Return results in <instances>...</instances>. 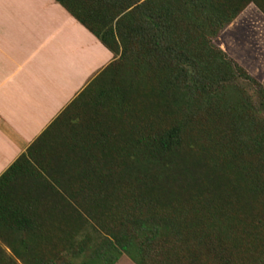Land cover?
Wrapping results in <instances>:
<instances>
[{
    "label": "trees",
    "instance_id": "1",
    "mask_svg": "<svg viewBox=\"0 0 264 264\" xmlns=\"http://www.w3.org/2000/svg\"><path fill=\"white\" fill-rule=\"evenodd\" d=\"M114 55L0 176V264H264V82L216 43L264 0H55Z\"/></svg>",
    "mask_w": 264,
    "mask_h": 264
},
{
    "label": "crops",
    "instance_id": "2",
    "mask_svg": "<svg viewBox=\"0 0 264 264\" xmlns=\"http://www.w3.org/2000/svg\"><path fill=\"white\" fill-rule=\"evenodd\" d=\"M113 60L55 0H0V176Z\"/></svg>",
    "mask_w": 264,
    "mask_h": 264
},
{
    "label": "rangeland",
    "instance_id": "3",
    "mask_svg": "<svg viewBox=\"0 0 264 264\" xmlns=\"http://www.w3.org/2000/svg\"><path fill=\"white\" fill-rule=\"evenodd\" d=\"M239 17L241 20H235L216 39V43L249 73L264 82V15L252 6Z\"/></svg>",
    "mask_w": 264,
    "mask_h": 264
}]
</instances>
